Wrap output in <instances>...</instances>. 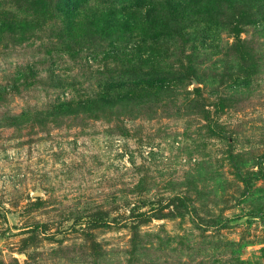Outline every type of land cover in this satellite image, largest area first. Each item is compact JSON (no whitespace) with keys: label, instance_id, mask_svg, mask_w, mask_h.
<instances>
[{"label":"rangeland","instance_id":"1","mask_svg":"<svg viewBox=\"0 0 264 264\" xmlns=\"http://www.w3.org/2000/svg\"><path fill=\"white\" fill-rule=\"evenodd\" d=\"M0 264H264V0H0Z\"/></svg>","mask_w":264,"mask_h":264},{"label":"water","instance_id":"2","mask_svg":"<svg viewBox=\"0 0 264 264\" xmlns=\"http://www.w3.org/2000/svg\"><path fill=\"white\" fill-rule=\"evenodd\" d=\"M42 195V192L40 190H36L31 194L32 197L36 198Z\"/></svg>","mask_w":264,"mask_h":264}]
</instances>
